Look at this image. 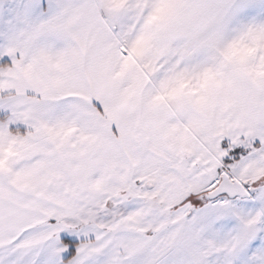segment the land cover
Returning a JSON list of instances; mask_svg holds the SVG:
<instances>
[{"label":"snow or ice","instance_id":"1","mask_svg":"<svg viewBox=\"0 0 264 264\" xmlns=\"http://www.w3.org/2000/svg\"><path fill=\"white\" fill-rule=\"evenodd\" d=\"M0 264H264V0H0Z\"/></svg>","mask_w":264,"mask_h":264}]
</instances>
